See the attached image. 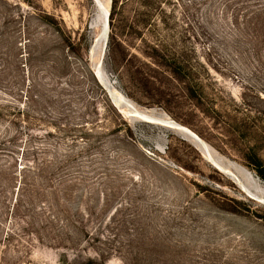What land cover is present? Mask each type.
<instances>
[{
    "label": "rangeland",
    "instance_id": "rangeland-1",
    "mask_svg": "<svg viewBox=\"0 0 264 264\" xmlns=\"http://www.w3.org/2000/svg\"><path fill=\"white\" fill-rule=\"evenodd\" d=\"M0 264H264V0H0Z\"/></svg>",
    "mask_w": 264,
    "mask_h": 264
},
{
    "label": "water",
    "instance_id": "water-1",
    "mask_svg": "<svg viewBox=\"0 0 264 264\" xmlns=\"http://www.w3.org/2000/svg\"><path fill=\"white\" fill-rule=\"evenodd\" d=\"M108 15H109V13L106 9L105 14H104V21H103L104 28L102 29L101 34H103V32H104L105 26L108 25V17H109Z\"/></svg>",
    "mask_w": 264,
    "mask_h": 264
},
{
    "label": "bare ground",
    "instance_id": "bare-ground-1",
    "mask_svg": "<svg viewBox=\"0 0 264 264\" xmlns=\"http://www.w3.org/2000/svg\"><path fill=\"white\" fill-rule=\"evenodd\" d=\"M98 5V4H97ZM98 8H99V10H102V8L101 7H99L98 6ZM97 8V9H98ZM100 12V11H99ZM99 15V14H98ZM98 21H100L99 19H98ZM97 24V23H96ZM98 25V24H97ZM177 126V125H176ZM179 129H180V127H178ZM196 145L201 149L202 147L200 146V144H198V143H196ZM237 171V170H236ZM240 173V172H239ZM252 179V178H251ZM251 184H252V181H251Z\"/></svg>",
    "mask_w": 264,
    "mask_h": 264
}]
</instances>
